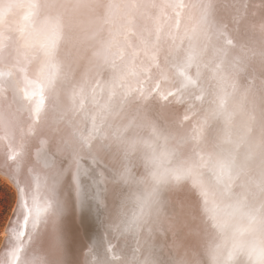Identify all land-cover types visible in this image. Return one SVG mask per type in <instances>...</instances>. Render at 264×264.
I'll list each match as a JSON object with an SVG mask.
<instances>
[{
  "label": "bare ground",
  "instance_id": "1",
  "mask_svg": "<svg viewBox=\"0 0 264 264\" xmlns=\"http://www.w3.org/2000/svg\"><path fill=\"white\" fill-rule=\"evenodd\" d=\"M176 2L0 0V126L11 149L31 169L24 177L30 185L29 206L32 197L41 208L51 200L44 161L53 149L42 142L53 136L59 140L86 135L94 117L98 124L103 119L110 137L119 138L113 142V163L128 170L118 201L112 200L109 190L106 208L94 211L90 205L87 212L73 210L64 218V258L71 264H143L159 258L165 238L154 211L145 209L137 227L126 230L125 225L140 214L141 202L156 187L154 174L186 167L192 168L190 177L179 187H169L164 197L169 207L162 211L170 214L179 211V204L195 201L198 215L223 225L201 242L198 261L212 253L218 264H225L234 243L257 248L264 244V229L258 222L264 211V145L260 143L264 77L259 71L264 32L259 28V12L251 6L259 0H215L207 39L201 5L209 0H182L187 7L175 11L153 7ZM32 3L39 7L29 8ZM243 3L250 7L245 10ZM45 21H59L62 35L55 60L58 67L46 69L54 79L44 88V105L36 114L33 109L39 97L31 96L35 85L28 81L39 83L43 78L39 45ZM241 32L243 39L238 42L235 37ZM101 44L106 47L103 51ZM189 56L193 61L186 66ZM150 67L147 74L155 83L144 99L133 86ZM186 76L195 84H187ZM113 77L126 80L121 87L135 89L130 93L136 100L133 107L126 108L117 94L106 99L97 93L100 84L109 85ZM206 117L204 131L198 134ZM219 160L230 163L227 175L220 176ZM115 207L120 212L117 219L112 217ZM250 214L257 222L250 223ZM46 219L47 213H42V230ZM25 231L19 264L42 255L40 246L29 241L31 219ZM43 239L46 246L49 234ZM50 258H59L54 249ZM243 260L247 264V257Z\"/></svg>",
  "mask_w": 264,
  "mask_h": 264
},
{
  "label": "snow or ice",
  "instance_id": "2",
  "mask_svg": "<svg viewBox=\"0 0 264 264\" xmlns=\"http://www.w3.org/2000/svg\"><path fill=\"white\" fill-rule=\"evenodd\" d=\"M259 12V28L264 32V0H259L258 5H251ZM29 8L35 10L39 5L32 3ZM160 7L163 10L166 7L176 9H184L187 7L182 0H177L173 4L153 5ZM204 9L203 33L205 38H209V33L212 29V15L215 8V0L201 5ZM250 7L249 3H243V8L247 10ZM253 17L256 12L252 13ZM176 27L180 26V12L176 11ZM27 19V17H26ZM255 27V25H251ZM44 39L40 43L39 48L44 57V64L41 69L42 80L39 83L28 81L29 84H34V91L31 96H38V100L34 106V113L39 114L44 105V88L51 85L54 79L53 75L46 74V69L58 67L55 63L58 43L62 35V25L59 21H45ZM235 39L239 42L243 39V33H237ZM232 40H228L227 44L231 45ZM152 61L158 68L156 56L153 54ZM193 57L189 56L186 61V66H191ZM146 73L151 71V67L144 69ZM260 74L264 77V56H262ZM184 74L183 72L181 73ZM187 84H195V81L190 77H185ZM159 87V84H157ZM135 89H129L131 93ZM128 93H126L127 95ZM27 96L28 94L25 93ZM150 95V93H149ZM261 98L264 103V82L261 87ZM31 96L29 98H31ZM141 96H144V90L141 89ZM159 118H165L163 116ZM187 119V117H185ZM207 123V117L201 123L198 134L204 131V125ZM31 131V129H29ZM119 138L109 136L103 127V119L98 124L96 118L92 120V127L85 135L76 133L72 138L61 137L59 140L53 136L50 141H43L42 144L50 147V155L44 161V167L49 174V193L51 200L45 204L43 208L36 202V198L32 197L33 206H29L28 195L30 185L24 177L30 174L31 169H28L20 160V157L13 153L9 159L11 165L16 166V172L12 175V182L16 186L18 194L19 215L17 219L23 217V228L19 231L12 227V232H6V242H10L12 237H15L16 246L12 248L11 264H19L20 253L23 250L24 244L22 237L26 235V229L31 219V232L27 233L29 241L40 246L42 255L34 256L28 264H71L64 258L65 253V235L62 231V224L66 215L75 210L78 214L87 212L91 205L93 210L98 208H106L109 190L111 191L112 200L118 201L121 195V186L128 182V170L117 168L113 163L115 154L113 152V142ZM260 143L264 145V108H262L260 119ZM11 165H9L11 167ZM217 167L220 171V176L227 175L231 170L230 163L219 160ZM192 173L191 167L177 168L159 175L154 174L156 187L141 202V211L138 216L127 221L126 230L139 226V222L145 215V209L154 211L160 227L163 229L165 244L161 246V253L157 259H146L143 264H218L214 254L210 253L209 258L204 261L196 259L201 242L207 237L213 228L223 227L220 223H210L204 220L197 214V203L194 201L191 204H179V211L165 214L162 209L169 207V201L164 197L169 190V187H179L181 181L190 177ZM17 177H21L17 179ZM23 185V186H22ZM201 195L205 196L206 192L201 186ZM195 196V192H193ZM47 213V219L44 222V228L41 229V215ZM120 215L119 208L112 209L113 219H117ZM215 219V216H213ZM250 223L257 222L255 215H249ZM259 224L264 229V211L259 217ZM16 227H20L17 225ZM48 233L50 240L45 246L44 234ZM170 240V244L168 241ZM39 242V243H37ZM167 248V252L163 249ZM55 250L59 258L53 260L50 258V250ZM175 252V256L169 257L167 253ZM243 257H247V264H264V244L259 248L246 247L243 244L234 243L229 251L225 264H245Z\"/></svg>",
  "mask_w": 264,
  "mask_h": 264
},
{
  "label": "rangeland",
  "instance_id": "3",
  "mask_svg": "<svg viewBox=\"0 0 264 264\" xmlns=\"http://www.w3.org/2000/svg\"><path fill=\"white\" fill-rule=\"evenodd\" d=\"M101 46H102L101 47L102 51H103V48L106 49V47H104L102 44H101ZM114 47L116 48L117 44H114ZM131 68H132L131 72L134 71L133 70L134 65ZM134 76H132L133 79H134ZM137 78L139 79V81L137 80L138 83L136 84V87L135 86H133V87L138 89L139 92H141V89H143L145 94L150 93V95H151V93H152L151 86H153L155 83V80L152 79L151 75H148L145 71H143V72H141L140 76H137ZM110 79H111V81L109 82L110 83L109 85L105 86V85L100 84V86L97 90V93H100L106 99L112 98V95H111L112 93H114L115 95L117 94L119 97H121L123 100H125L126 108L133 107L136 100H134V95H132L128 92V90L130 89L129 86L128 87L124 86V88H123V86L122 87L120 86L121 85L120 83L121 82L126 83V80H124V79L121 80V78L116 79L114 77L110 78ZM126 93H128V94L126 95ZM102 96H100V97H102ZM118 108H120V107H118ZM16 195H17V191H16L15 185L12 184V182H10V180L7 177H5L2 173H0V244H1V241L3 240V238L5 236V232H4L5 231V225H6L7 220H8V218H9V216L13 210ZM111 239H112V242L115 244L116 237L112 236Z\"/></svg>",
  "mask_w": 264,
  "mask_h": 264
},
{
  "label": "water",
  "instance_id": "4",
  "mask_svg": "<svg viewBox=\"0 0 264 264\" xmlns=\"http://www.w3.org/2000/svg\"><path fill=\"white\" fill-rule=\"evenodd\" d=\"M12 143L8 141V137L6 132L4 133L2 127L0 126V173L6 175L10 181L12 182V175L16 172V166L11 165V160L9 159V155H12L11 151L14 152V149H11ZM13 147V146H12ZM11 165V167L9 166ZM13 183V182H12ZM15 185V184H14ZM16 187V186H15ZM19 215V207H18V194L16 195L15 204L13 210L7 220L5 225V236L0 244V264H11V250L16 246L15 237L13 236L10 242H6V232H12V227L16 228L19 231L20 227H16L17 225L23 224L21 222V217L17 219Z\"/></svg>",
  "mask_w": 264,
  "mask_h": 264
}]
</instances>
